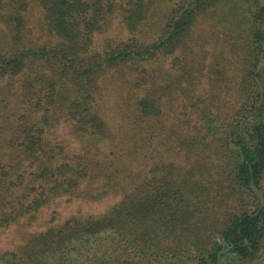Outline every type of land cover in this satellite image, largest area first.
Listing matches in <instances>:
<instances>
[{
    "label": "trees",
    "instance_id": "trees-1",
    "mask_svg": "<svg viewBox=\"0 0 264 264\" xmlns=\"http://www.w3.org/2000/svg\"><path fill=\"white\" fill-rule=\"evenodd\" d=\"M164 2L0 0V228L61 195H121L102 213L51 225L0 264H264V206L250 188L264 196V7L175 0L158 9ZM202 19L225 39L220 58L205 66L204 92H179L178 110L160 102L157 85L136 99L147 82L137 72L185 52ZM113 23L115 38L105 34ZM109 74L127 93L111 96L121 110L117 126L99 102ZM172 115L176 122L161 133L178 135L173 148L188 164L152 165L148 177L120 189L118 174L106 169L119 172L121 158L147 152L154 135L143 120ZM59 125L76 149L51 138Z\"/></svg>",
    "mask_w": 264,
    "mask_h": 264
},
{
    "label": "rangeland",
    "instance_id": "rangeland-1",
    "mask_svg": "<svg viewBox=\"0 0 264 264\" xmlns=\"http://www.w3.org/2000/svg\"><path fill=\"white\" fill-rule=\"evenodd\" d=\"M172 2H175V0H165L158 9L170 7ZM118 32L117 24L113 23V25L105 31V34L115 38ZM107 39L108 38H106L104 42L108 41ZM222 41H225L224 34L218 25L212 23V20L209 19L199 20L192 28L188 39H186L185 45L187 50L185 52L178 50L173 56L164 59V63L161 61L160 64L153 67L152 64H149L146 71L137 72L134 78L139 79L141 76H147V82H142L143 84L137 90L136 99L140 100L145 97L146 94H151L157 85L158 90L156 97L160 99V102L162 104H167L165 101H170L172 102L170 105L178 110L180 107L179 104L181 103L179 92L183 91L184 94H188L189 92L191 96L202 94L204 89L208 87V65H212L217 58H220L218 47ZM223 57H225L226 60L229 55L226 54ZM205 66H207V68ZM230 67L231 69L234 68L232 65ZM151 69L154 71L149 78ZM161 69L166 73L161 71L160 76L157 77L154 83L153 75L155 71L158 72ZM165 74H167L168 80L165 79ZM178 78H180L181 81H178ZM128 79L130 81L133 80V78L130 77H128ZM104 83L101 94L103 99L100 97L101 100H99L100 105L102 103V108L104 109L105 107L103 112L106 115L103 114V116L112 126H117L120 121V116L122 115L121 110H118L116 104H114V102H117L116 97L111 96H122L124 94L127 96V93L126 91L124 93L123 90H118L119 93L117 92L116 88L120 80L112 76V74L105 77ZM179 84L182 85L180 86ZM143 85L144 87H142ZM161 87H164V90H162ZM186 90L188 91L187 93H185ZM134 100L135 99H133V103ZM173 111L175 110L173 109ZM131 113H135V111ZM136 116L134 117L136 118ZM175 122L176 120L173 115L169 117L168 120L166 119V121L162 118L152 121L145 119L142 121V128H145L146 131L154 135V138L146 143L147 148H149L147 152L134 154L125 159L121 158L117 166L119 172L113 170L115 167H113L112 170L106 169L105 171L106 174H109L110 171L118 174V182L121 185L120 189H128L132 181H142L145 177H148L149 175L147 174L152 165L161 164L166 161L182 164L184 166L188 164L185 159L186 156H184V151L178 152V150L175 151L176 148H173L177 147L176 142L178 141V135L174 134L172 138L165 139L164 135L161 133L162 127L169 126ZM60 127L65 128L66 125L57 126V131L55 134H51V138L57 141L63 140L65 144H59L63 148L65 147L64 149H66L67 146L76 149L77 145L69 135L68 130L61 129ZM143 136L147 138L144 134ZM169 143L171 144L168 145ZM84 196V194L80 195L79 198L74 196L69 197L67 195L58 196L52 200L48 206L43 207L34 215L22 219L18 225L0 228V258L3 254L9 257L11 253L23 246L30 237L40 234L46 228L69 218L71 215L83 217L89 215V213H102L108 205L117 202L121 195L116 194L114 196L109 194L106 200L100 201L89 200V198Z\"/></svg>",
    "mask_w": 264,
    "mask_h": 264
},
{
    "label": "water",
    "instance_id": "water-1",
    "mask_svg": "<svg viewBox=\"0 0 264 264\" xmlns=\"http://www.w3.org/2000/svg\"><path fill=\"white\" fill-rule=\"evenodd\" d=\"M259 5L264 7V0H259ZM262 62H263V57H261V59H260L258 69L260 68ZM250 188H251L253 194L259 199L260 208H262L264 206V196L262 195L261 191L258 190L253 183L250 184ZM185 264H199V263L197 261H189V262H186Z\"/></svg>",
    "mask_w": 264,
    "mask_h": 264
}]
</instances>
